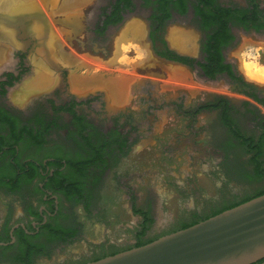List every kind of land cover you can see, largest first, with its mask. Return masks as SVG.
Listing matches in <instances>:
<instances>
[{"label": "rangeland", "instance_id": "obj_1", "mask_svg": "<svg viewBox=\"0 0 264 264\" xmlns=\"http://www.w3.org/2000/svg\"><path fill=\"white\" fill-rule=\"evenodd\" d=\"M31 1L35 0H18L11 9L16 10L17 6ZM224 1L245 5V0ZM259 1L264 8V0ZM136 3L139 13L127 15L122 25L112 28L106 35L97 36L95 22L106 5L105 0H50L51 8L46 16L54 37L51 42L49 40V58L62 74L36 48L24 61L22 59L24 68L28 69L27 75L1 99L14 107L18 106L16 100L23 101L19 106L24 105L29 93L37 90H31L29 84L38 75L48 73L55 85L48 92L46 88L30 96V100L42 102L47 97L55 98L53 92L57 89L63 99L70 95L81 100L90 98L92 103L81 108L93 124L109 128L111 119L119 117L123 118L120 129L134 131L130 148L114 162L103 181L101 197L116 202H94L88 209L85 202H71L69 218L72 225L80 226L79 238L35 264H74L99 255L102 246L108 251L110 244L135 243L143 218L134 214L133 206L150 208L154 223L146 232V239L175 223L207 214L264 188V178H254L251 167L244 168L240 178L228 179L221 173L220 160L225 148L218 140L225 139L227 146L239 154L240 162L245 164L249 156L231 137L219 112L203 111L194 119L186 115L187 111L216 100L218 96L230 99L241 113L258 109L264 116V107L234 93L225 78L206 81L197 71L158 58L148 39V15L142 12L143 4L139 0ZM11 9L1 8V11L11 12ZM136 23L142 26L144 34L139 37L131 32L126 34ZM193 26L187 20L176 19L168 25L165 37L175 52L197 58L201 34ZM175 31L193 37L186 48H179L177 44L181 41L172 38ZM235 33L236 42L226 50V56L239 74L264 93V78L254 77L262 84L250 81L244 71V67L253 64L255 69L264 72V33H247L242 29ZM13 38L0 39V46L7 47L9 52L7 62L0 64V76L17 71L21 63L18 56L23 50ZM74 80L83 85L82 90H78ZM116 81L121 87L115 86ZM116 87L124 90L120 102ZM115 104L118 109H114ZM235 119L243 132L255 135L248 116L239 114ZM131 195L137 202H131ZM223 195L227 200H220Z\"/></svg>", "mask_w": 264, "mask_h": 264}, {"label": "flooded vegetation", "instance_id": "obj_2", "mask_svg": "<svg viewBox=\"0 0 264 264\" xmlns=\"http://www.w3.org/2000/svg\"><path fill=\"white\" fill-rule=\"evenodd\" d=\"M155 1L157 0H150L147 6L141 8L148 15V39L154 54L166 63L197 71L206 81H216L203 76L197 67L192 69L189 65L173 60L171 57L177 55V52L169 47L165 37L168 25L176 19L187 20L199 32L200 18L195 15L198 1L185 0V15L181 13L183 8L178 7V4H183L182 0H166V5L162 6L154 5ZM213 1L225 8H252L250 0H245V5L224 0ZM105 3L95 22L94 33L97 36L106 35L112 28L119 27L127 15L137 14L140 9L136 0H132L133 7H122V22L105 26V21L114 13L112 6L115 0H105ZM139 3L143 4V1L139 0ZM257 3L264 11L262 3L259 0ZM153 14H170L172 17L157 22L152 20ZM229 27L234 34L239 29L234 23H230ZM20 35L25 33L21 32ZM28 51L29 49L20 52V61L21 57L23 61L27 58ZM200 55L196 58L197 61H200ZM226 60L231 63L227 56ZM57 70L62 74L60 69ZM59 93L57 89L53 92L55 98L47 97L42 102L30 100L21 106L15 104L16 107L0 102L3 113L15 118L6 123L0 120V197L3 201L0 203V264H35L40 258L51 257L56 249L75 242L80 236L81 228L70 222L71 202H85L86 205L116 202L115 199L108 201L101 197L103 181L114 162L130 148L133 129H120L123 118L119 117L111 119L112 125L109 128H100L82 113L81 107H88L92 103L90 98L81 100L70 95L63 99ZM219 98L221 96L217 97ZM106 105L104 101L103 107ZM114 106V109L119 107L116 104ZM249 111L245 115L250 120L255 117L251 112H255L256 116H263L258 109ZM233 119L236 120L234 115ZM250 124L254 129L256 123ZM257 130H254L255 138L259 139L261 131ZM231 137L235 139L232 134ZM218 141L225 148L220 160L221 173L229 179L233 169L231 170L230 161H227V142L225 139ZM120 143L124 144L121 146ZM131 197V202H137L133 195ZM220 200H227L226 195L221 196ZM238 200L240 199L236 201ZM139 209L150 212V208ZM134 214L137 215L135 212ZM72 229L76 231L74 236ZM65 237L70 240H65ZM255 264H264V259Z\"/></svg>", "mask_w": 264, "mask_h": 264}, {"label": "trees", "instance_id": "obj_3", "mask_svg": "<svg viewBox=\"0 0 264 264\" xmlns=\"http://www.w3.org/2000/svg\"><path fill=\"white\" fill-rule=\"evenodd\" d=\"M141 1H143V6H147L150 0ZM165 1L166 0H157L154 2V5H166L164 3ZM182 1L183 4H178V7L183 8L181 13L185 15L187 11L186 1ZM197 1L198 5L195 15L197 18H200V61H197L196 58L181 55L178 53L171 58L184 65H189V67L192 69L197 67L201 71L203 76L211 80L225 78L226 80H228L234 93L242 95L249 100L254 101L258 105L264 106L263 91L255 84L247 81L241 74L236 71L235 66L232 63H228L226 60V50L232 47L237 39L235 35L236 33L234 34V31L229 27L230 23L236 24L239 29H242L247 33H264V11L260 9V5L257 3V0H250V7L252 8L246 10L233 9L232 7H221L220 5L214 3L213 0ZM123 6L124 8L133 7L132 0H115V4H113L112 6L115 9L114 13L105 21V26L109 24H118L123 21V16L121 15V11L124 10V8L122 9ZM171 17L172 16L170 14H153L151 18L152 20H155L157 22H163V20L170 19ZM22 59L23 58L21 57V63L19 64L17 73L6 72L0 76V102L1 99L7 95L8 88H12L16 84L20 83L27 75L28 69L24 68ZM246 105L249 106L250 103L246 102ZM208 110H213L220 113L223 124L227 126L230 133L235 136V140L239 143L240 148L243 149L249 156L247 162H245L244 164L240 162L239 154L234 152L229 146H227V161H230L231 170L233 169V174H231V177L240 178L244 174V168L248 166L253 169L252 176L254 178H264V116H256L255 112H251L255 116L252 119L253 121L251 120V122L256 123L253 132L254 130H257L256 128L261 131L259 139H256L255 135H245L242 129L239 128L238 123L233 119V115L238 116L239 114H241L245 117V112L241 113L240 109L234 106L232 104V101L227 97L221 96V98L219 99L206 101L199 106L196 112L194 110H189L186 112V115L191 117V119H194L201 112ZM0 120L2 123H6L11 120H15V118L11 115L3 113V110L0 109ZM9 124L11 125V123ZM254 134H256V132H254ZM123 144L124 143H120L121 146ZM69 162L70 164H72V166L74 165L73 163H71V161ZM261 195H264V188L253 195L243 197L238 201H232V203L223 205V207L213 210L207 214L194 215L187 221L175 223L168 228H165L158 234H155L152 237L146 239L144 237L146 235V232L154 223V219L151 217L149 211L145 212L144 210L139 209L135 206L134 212L143 218L141 229L137 232L136 235L135 243L127 246H117L115 244H110L108 251H106L104 246H102L103 251L99 255L89 260H83L74 264H87L89 262L103 259L110 255H115L120 252L146 245L159 239L160 237L191 227L201 221L207 220L228 209L236 207ZM89 206L90 205H87V209L89 208ZM71 231L72 236H74L76 231H74L73 229ZM65 240L70 239L68 237H65Z\"/></svg>", "mask_w": 264, "mask_h": 264}, {"label": "water", "instance_id": "obj_4", "mask_svg": "<svg viewBox=\"0 0 264 264\" xmlns=\"http://www.w3.org/2000/svg\"><path fill=\"white\" fill-rule=\"evenodd\" d=\"M50 8V0H40L13 12L0 10V33L12 31L20 49H29L30 53L38 48L46 61L58 69L49 58L53 34L46 13ZM263 259L261 195L146 245L87 264H255Z\"/></svg>", "mask_w": 264, "mask_h": 264}, {"label": "bare ground", "instance_id": "obj_5", "mask_svg": "<svg viewBox=\"0 0 264 264\" xmlns=\"http://www.w3.org/2000/svg\"><path fill=\"white\" fill-rule=\"evenodd\" d=\"M18 0H16V1H14V0H5V1H1L0 0V10H1V8H3V9H11V8H14V2L16 3ZM28 0H26V2H27ZM30 1V0H29ZM35 2H36V0H35ZM18 3V2H17ZM32 3V1L29 3V4H24V6H21L20 5V7H18L17 6V9L18 8H21V7H27V6H29L30 4ZM69 4V3H68ZM70 6V5H69ZM78 7V6H77ZM76 7V8H77ZM81 8V7H80ZM12 10V9H11ZM13 11H15V10H12L11 12H13ZM70 23V22H69ZM133 23V22H132ZM137 24V23H136ZM133 25L132 27H130V30L131 31H128V32H126V34L127 33H129V32H131L134 36H136V37H139V36H141V34L143 33V28H142V26H139L138 24L137 25ZM40 30V29H39ZM11 34H9V33H0V39H6V40H8V39H11V38H13V32L12 31H9ZM144 34V33H143ZM53 37H54V35H53ZM172 38L173 39H177V40H180L181 41V43H179V44H177L178 46H179V48H186V43H190L191 41H192V39H193V37L192 36H187V35H184V36H182V33H180V32H178V31H175V32H173V34H172ZM14 39V38H13ZM124 39V38H123ZM54 41H55V38L53 39ZM52 41V39L50 40V42ZM121 41V40H120ZM123 42V41H122ZM121 43V42H120ZM125 43V42H124ZM120 46V45H119ZM60 49V48H59ZM8 49H7V47H4L3 45H1L0 46V64L1 63H5V61L7 62V60H8ZM67 59H69V58H67ZM253 65V64H252ZM252 65H250V66H246V67H244V71H245V74H246V76L248 77V78H254V77H256L257 76V79H258V77H262V78H264V72H262V70L261 71H259V69L257 70V69H255V67H253ZM179 75H181V74H179ZM49 75H48V73H42V74H40V75H38L36 78H35V80L33 81V82H31V84H29L30 85V89L32 90H35V89H37L36 91H32L31 93H29V95L27 96L29 99H27V97H26V102H28L30 99H31V97H33L34 95H38V94H40V92H44L43 90L44 89H46L47 88V90H45L46 92H48L50 89H52V87L55 85V81H53L52 82V80L50 79L51 77H48ZM81 79V78H80ZM110 79V78H109ZM260 79V78H259ZM100 80V79H99ZM75 81V80H74ZM108 81V80H107ZM261 81V80H260ZM75 82H77V81H75ZM84 82H86L87 83V81H84ZM84 82H83V84H84ZM258 82V81H257ZM264 82V81H263ZM93 83H94V80H93ZM99 83V82H98ZM122 82H120V84H121ZM258 83H260V82H258ZM101 84H103V83H101ZM117 84V85H116ZM116 84H115V86H120V85H118V83H117V81H116ZM86 85H89V84H86ZM99 85V84H98ZM125 85V84H124ZM91 87L93 86V84H91L90 85ZM114 86V87H115ZM89 87V86H88ZM116 87V88H117ZM121 87V86H120ZM28 88V87H27ZM127 88V87H126ZM76 89V88H75ZM111 89V88H110ZM42 90V91H41ZM78 90H80V89H78ZM82 90V89H81ZM112 90V89H111ZM119 90H121V89H119V88H117L115 91V93H117L116 94V96H117V99H118V101H119V99L120 98H122V94H124L123 92H124V90H121L120 92H119ZM25 91V90H24ZM113 91V90H112ZM22 93V92H21ZM112 93H114V92H112ZM112 95H114V94H112ZM125 95H126V93H125ZM31 96V97H30ZM125 97V96H124ZM17 99H18V97H16ZM20 98V97H19ZM15 99V98H14ZM111 99V98H110ZM125 99V98H124ZM123 99V100H124ZM24 100V99H23ZM112 100V99H111ZM18 101V102H17ZM125 101V100H124ZM124 101H123V103H124ZM21 102H23V101H21ZM19 100H16V103L18 104V105H20V103H21ZM25 102V103H26ZM113 102H114V99H113ZM24 103V104H25ZM118 104V103H117Z\"/></svg>", "mask_w": 264, "mask_h": 264}, {"label": "crops", "instance_id": "obj_6", "mask_svg": "<svg viewBox=\"0 0 264 264\" xmlns=\"http://www.w3.org/2000/svg\"><path fill=\"white\" fill-rule=\"evenodd\" d=\"M176 47V46H175ZM178 48V47H177ZM249 66H250V64H248ZM252 65V64H251ZM252 66H254V65H252ZM248 67V66H247ZM246 75V74H245ZM246 78L248 79V80H250V81H253V82H257V80H255V78H248L247 76H246ZM75 81H77V80H75ZM77 84H76V87L77 88H79V89H81L82 87H83V85H81V83H79L78 81L76 82ZM258 83V82H257ZM259 84H262V83H259ZM95 86H97L96 84H95ZM120 102V101H119ZM123 104V103H122ZM122 104H118V105H122ZM117 105V104H116Z\"/></svg>", "mask_w": 264, "mask_h": 264}]
</instances>
